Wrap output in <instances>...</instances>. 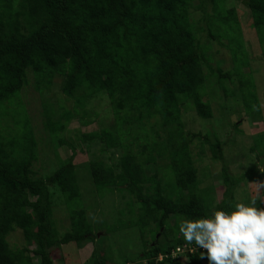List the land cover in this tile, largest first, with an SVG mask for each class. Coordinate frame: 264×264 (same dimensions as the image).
Returning <instances> with one entry per match:
<instances>
[{"label": "trees", "instance_id": "obj_1", "mask_svg": "<svg viewBox=\"0 0 264 264\" xmlns=\"http://www.w3.org/2000/svg\"><path fill=\"white\" fill-rule=\"evenodd\" d=\"M238 3L247 10L246 23ZM246 29L256 39L253 50ZM214 47L228 53L229 68L216 60ZM254 52L261 53L256 68ZM260 68L264 0H0V264H57L53 255L70 244L82 253L64 264H206L201 250L180 236L179 223L212 207L228 209L240 185L264 178L257 164L264 167V131L250 136L254 145L243 156L256 160L235 175L219 134L204 126L189 131L186 117L195 113L194 121L212 125L216 102L236 137L244 136L240 128L249 120L263 124ZM57 74L59 97L72 102L70 109L61 99L51 101L53 86L44 84ZM32 81L44 142L56 154L54 169L46 166L42 174L39 138L23 98ZM104 100L111 124L96 110ZM93 118L102 128L81 137L99 145V155L77 166L76 148L62 134L71 121L88 126ZM5 119L12 125L4 126ZM196 141L221 166L217 204L211 185L200 189ZM229 143L241 157L246 149ZM136 147L148 152L149 162L141 161ZM109 195L123 201L116 218L94 222L91 213ZM59 210L70 221L63 235ZM167 220L174 221L172 228ZM18 233L21 247L11 243ZM118 237L122 242L111 246L110 238ZM130 243L133 255L117 259ZM178 248L184 253L173 259Z\"/></svg>", "mask_w": 264, "mask_h": 264}, {"label": "rangeland", "instance_id": "obj_2", "mask_svg": "<svg viewBox=\"0 0 264 264\" xmlns=\"http://www.w3.org/2000/svg\"><path fill=\"white\" fill-rule=\"evenodd\" d=\"M236 7L240 11L241 21L243 23H246L247 20H249L247 10H245V8L240 3H238ZM244 32L247 35L248 46L251 45V49L253 50V47L257 45L256 39L248 36V29L244 30ZM218 51H219V48L214 47L213 49L214 57L216 58V60H219V61L225 60V64L223 65L225 66V68H229L232 65V62H231L232 59L230 58V56L228 55L226 51H221L220 53H218ZM249 51L251 52V50ZM216 53H218L217 56H216ZM260 54L261 53H255V52L254 54H252V58H255V60L253 61L254 63L251 66L252 68H256L257 64H261L257 61L260 58ZM59 81H60V77L57 74L55 75V77L50 76L48 78V81L44 83L45 85L53 86L51 92H49L50 100L56 102L58 99H61V101L64 102V106L70 109L72 107V102L67 101V99L64 96L59 97L60 93H59L58 87L56 86ZM256 81H257V89H258V94H259V98L261 101V105L263 108L262 110H263V116H264V69L262 68L259 69V72L256 74ZM35 83H36L35 81H32L30 86L24 90L23 98H24L25 103L27 104V109L32 118V121L35 122L34 130H35L36 136L39 138L38 149L41 152L40 167L42 168V170H40V173L42 174L45 171L44 168L46 166H48L50 169H54L55 162L53 161L54 160L53 157L55 156H53V154L55 153L51 151V150H54L53 147L52 149H50L49 144H48L49 142L44 138L46 127L44 125V118L40 114L41 113L40 99H39V93L36 92L34 88L37 84ZM212 106L214 109V117L212 120L213 121L212 125H208V122H203L202 120H199V119H198L199 121L197 119L194 121L193 116H195V113H190L186 117V122H188L187 129L192 132H199L202 130L204 126L206 127V129L207 127L210 128L208 130L217 132V134H219L220 136V140L225 144L224 149L226 150V159H227L229 166L231 167L232 172L235 175H241L242 170L244 171L246 170V167H245L246 163L250 162L251 159L254 161L256 160V157L254 155H251L252 156L251 158H246L247 161H244L243 156L245 154L248 155L249 147L254 145V142H252L250 136L255 137L256 134H258V132L264 131V123L263 124L259 123V125L256 126L255 124H253L252 120H249L245 122L240 128L241 130L244 131V133L242 134L244 136L236 137L235 135H232L231 133V131H233L232 128L227 126L228 121L226 120L229 117H226L225 119L222 118L221 116L222 111L221 109L217 108L218 105H216V102L212 103ZM96 110L100 114V118H101L100 121H104L107 124H111L113 122L114 117L107 103V100L102 101L98 105ZM92 120H93V123H91L88 126H82L80 125L79 122L71 121L70 123L66 125V130L62 134V136L65 137L67 140H69V142L73 143V145L76 148L77 157L75 158L74 162H75V165L77 166H80L82 164H87L88 162H90V160H92L93 158L99 155L97 152L98 147H100L99 145L91 146L89 145V143H82L83 141L81 137L82 134L99 131L102 128L98 120H96L95 123H94V118ZM3 124L4 126L12 125L9 119H5ZM231 139H233L232 141H234L236 144L241 145L242 150L243 148L246 149V150H243L244 153L243 155L241 154V157H240L239 152L236 153L238 148L237 149L234 148L233 144L229 143V142H232ZM44 140L48 143H45ZM192 149L194 152L196 164L200 171L199 173V178L201 181L200 189L202 192H205L208 190L206 188L211 185V187L214 188L213 190V196H215L214 204H217L221 201L222 195H223L222 184L220 182V179L218 178L221 172V166L219 163H215L213 161L210 149L207 146L203 147L202 144L199 143V141L194 142ZM134 150L136 152V155L141 159V161H143L145 164L149 162L150 155H148V152L144 148L136 147L134 148ZM58 154L61 158L65 159V155L62 153V151L60 152L59 150ZM257 164H258V168L260 169V172H262L264 169V167H261L262 163L257 162ZM48 173H52V172H48ZM210 175L213 177V179H209ZM263 180L264 178L261 179V181ZM156 181H158V178L155 176L152 179L151 184L155 186ZM255 182L256 184L245 182L242 185H240L236 192L237 200H244L245 202H247L250 199H256L258 204L264 201V187L262 188L260 187L258 189L257 188L258 180H256ZM101 201L99 205L96 206V210L91 213L93 217V221L96 222L100 220V218H102L104 221H107V222L113 221L116 218V214H117L116 211H118L122 207L123 201L118 197V195L117 196L109 195L104 198V201L102 202ZM60 211L61 210L57 211L58 214L56 215V217L57 219L60 218V220L63 219L62 221H60V223L62 224V227L60 228V232L63 235L62 231H64V233L69 232L67 231V229L70 226V221L68 217H66V213H64L65 215L63 217V213ZM167 221H168L167 222L168 228H172V226H174V221H171V222L169 220ZM15 237L16 238L18 237L17 238L18 241L15 240L14 238V240H12L11 243L15 245H19L18 247H21L22 238L20 234L18 233L17 235H15ZM121 242L122 240L120 239V237L110 238V241H109L111 246H114ZM137 243L138 241H135V244ZM134 247L135 246L132 243L127 244L126 250L124 249L123 252H119L120 254H116V258L120 259L121 256L123 258L124 255L125 256H128L129 254L133 255L134 252L132 251H134L133 250ZM87 248L88 250L91 249L89 252L92 251L91 244L88 245ZM89 252L84 253L81 256L82 258L81 260L83 262H85L89 258L90 256ZM79 253L81 254L82 252H79V248L77 247V244H70L68 246H64L60 251H56L53 257H54V260H56V262H59L57 264H64L65 260L72 261V259H77V257L79 256ZM109 257H110V260L112 258V260L119 262V260H117L114 256H109ZM59 260H61V262ZM185 262L186 260L182 259L179 263L183 264ZM72 264H75V263H72Z\"/></svg>", "mask_w": 264, "mask_h": 264}, {"label": "clouds", "instance_id": "obj_3", "mask_svg": "<svg viewBox=\"0 0 264 264\" xmlns=\"http://www.w3.org/2000/svg\"><path fill=\"white\" fill-rule=\"evenodd\" d=\"M260 187L264 181L257 182ZM178 231L185 243L201 250L199 259L206 264H264V201L237 200L228 209L212 207L204 215L182 219ZM177 250L173 259L183 254Z\"/></svg>", "mask_w": 264, "mask_h": 264}, {"label": "built area", "instance_id": "obj_4", "mask_svg": "<svg viewBox=\"0 0 264 264\" xmlns=\"http://www.w3.org/2000/svg\"><path fill=\"white\" fill-rule=\"evenodd\" d=\"M177 251H178V252H183V253H184V250H180V249H179V250H177Z\"/></svg>", "mask_w": 264, "mask_h": 264}]
</instances>
